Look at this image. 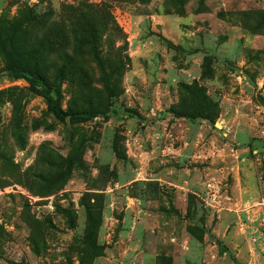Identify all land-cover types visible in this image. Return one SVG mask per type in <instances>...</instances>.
Wrapping results in <instances>:
<instances>
[{
	"label": "rangeland",
	"instance_id": "obj_1",
	"mask_svg": "<svg viewBox=\"0 0 264 264\" xmlns=\"http://www.w3.org/2000/svg\"><path fill=\"white\" fill-rule=\"evenodd\" d=\"M0 264H264V0H0Z\"/></svg>",
	"mask_w": 264,
	"mask_h": 264
},
{
	"label": "trees",
	"instance_id": "obj_2",
	"mask_svg": "<svg viewBox=\"0 0 264 264\" xmlns=\"http://www.w3.org/2000/svg\"><path fill=\"white\" fill-rule=\"evenodd\" d=\"M8 76L13 79H24L28 81L36 92H39L46 100L48 109L54 117L64 122L70 120H86L96 117L100 112L90 110L66 111L61 104L62 78H57L55 83H50L44 74L37 68H31L21 59H16L8 70Z\"/></svg>",
	"mask_w": 264,
	"mask_h": 264
}]
</instances>
